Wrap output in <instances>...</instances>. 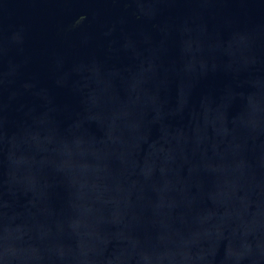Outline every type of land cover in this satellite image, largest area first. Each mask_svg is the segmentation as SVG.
<instances>
[{
  "label": "water",
  "instance_id": "95a60500",
  "mask_svg": "<svg viewBox=\"0 0 264 264\" xmlns=\"http://www.w3.org/2000/svg\"><path fill=\"white\" fill-rule=\"evenodd\" d=\"M0 264H264V0H0Z\"/></svg>",
  "mask_w": 264,
  "mask_h": 264
}]
</instances>
